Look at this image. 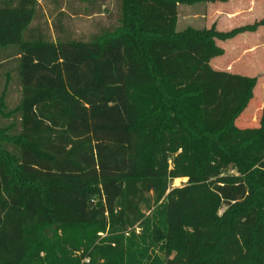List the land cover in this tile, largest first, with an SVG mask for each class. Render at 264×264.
<instances>
[{
    "label": "trees",
    "instance_id": "trees-1",
    "mask_svg": "<svg viewBox=\"0 0 264 264\" xmlns=\"http://www.w3.org/2000/svg\"><path fill=\"white\" fill-rule=\"evenodd\" d=\"M216 1L120 0L84 41L0 0V264H264V85L250 126L257 77L210 65L264 17L177 30Z\"/></svg>",
    "mask_w": 264,
    "mask_h": 264
},
{
    "label": "rangeland",
    "instance_id": "rangeland-1",
    "mask_svg": "<svg viewBox=\"0 0 264 264\" xmlns=\"http://www.w3.org/2000/svg\"><path fill=\"white\" fill-rule=\"evenodd\" d=\"M246 1L250 3L249 8H251V12L253 9L254 13L236 18H229L226 15L216 18L219 15L218 10L211 15V10L214 9L211 3L179 4L177 30H182L187 26L209 28L214 20L215 25L218 22L219 30L226 31L236 26L251 24L264 17V0ZM241 2L240 0L239 2L231 0L230 5ZM222 4H224L223 7L228 5L221 3V7ZM38 6L37 17L31 26L40 29L45 37L51 40L59 38L89 40L94 34L100 33L102 29L118 24L120 17V0H38ZM222 43L226 48V54L219 58L222 60L232 59V63H235L231 68L232 71H242L248 76L257 77L252 101L242 112L245 117L251 118L250 126H255L258 119L260 88L264 83V26L259 27L255 32H244L233 40H226ZM242 47L246 51L239 55ZM9 48L11 47L0 49L4 51ZM14 65L15 61L11 60L8 66H0V90L5 80V71L9 68L12 69ZM15 75L14 72L11 74L12 78H10L8 86L7 102L10 106L15 105L20 97ZM184 181L186 178H176L172 184L178 186Z\"/></svg>",
    "mask_w": 264,
    "mask_h": 264
},
{
    "label": "crops",
    "instance_id": "crops-1",
    "mask_svg": "<svg viewBox=\"0 0 264 264\" xmlns=\"http://www.w3.org/2000/svg\"><path fill=\"white\" fill-rule=\"evenodd\" d=\"M230 1L231 0H228V1L227 0H224V1L212 2L211 3L213 5L212 8L214 7V9L211 10V15L212 14H215V11H217V10H218V14L219 15H217L216 18L217 17L220 18L223 15H226L229 18H236V17H239V16L244 15V14H253L254 13L253 9H252V12H251V10H250L251 8H249L250 7V3L248 1H246V0H244V1L243 0H240L243 3L242 2L241 3H233L232 5H230ZM238 2H239V0H238ZM221 3H226L228 5L223 7L224 4H222V7H221L220 6ZM253 7H254V5H253ZM221 11H223V12H221ZM212 24L215 25L214 20L212 21ZM217 25H218V22L215 25L216 28H217ZM220 31H223V30H220ZM238 35H240V34H238ZM237 36H235L234 38H236ZM234 38H231V39H228V40H233ZM222 42H224V41L217 40V44L224 49V54L221 55V56H224L226 54V48L223 46V43ZM241 49H242V51H241V53L239 55H242L246 51V50H244L245 49L244 47H242ZM219 57L220 56H217V57H214V58H212L210 60V65L214 69H217V70H227L229 72L238 73V74H241V75H246L245 72H242V71L237 72L235 70V68H234L235 71H232L231 68L234 67V64H235V63L234 64L232 63V59H230V60L229 59L228 60H222ZM246 76H248V75H246ZM263 85H264V83L261 84L260 93H259L260 100L258 101L259 102L258 103L259 105H258V108H257V114L258 115L261 112V109H262V106H263V97H262L263 96Z\"/></svg>",
    "mask_w": 264,
    "mask_h": 264
}]
</instances>
